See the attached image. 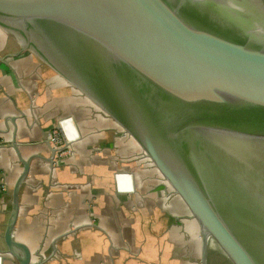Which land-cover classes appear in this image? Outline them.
I'll return each mask as SVG.
<instances>
[{
    "label": "water",
    "instance_id": "obj_1",
    "mask_svg": "<svg viewBox=\"0 0 264 264\" xmlns=\"http://www.w3.org/2000/svg\"><path fill=\"white\" fill-rule=\"evenodd\" d=\"M230 2L243 13L219 0H0V28L134 142L198 227L202 264L208 242L229 264H264V19ZM12 147L22 172L3 242L32 264L12 235L29 169Z\"/></svg>",
    "mask_w": 264,
    "mask_h": 264
},
{
    "label": "crops",
    "instance_id": "obj_2",
    "mask_svg": "<svg viewBox=\"0 0 264 264\" xmlns=\"http://www.w3.org/2000/svg\"><path fill=\"white\" fill-rule=\"evenodd\" d=\"M43 62L0 28V264H16L3 242L22 172L13 142L29 169L12 235L32 264H202L198 227L180 200L134 142ZM62 119L73 125L71 154L53 162L48 135ZM116 174L128 177L126 190ZM204 264L229 262L208 242Z\"/></svg>",
    "mask_w": 264,
    "mask_h": 264
},
{
    "label": "built area",
    "instance_id": "obj_3",
    "mask_svg": "<svg viewBox=\"0 0 264 264\" xmlns=\"http://www.w3.org/2000/svg\"><path fill=\"white\" fill-rule=\"evenodd\" d=\"M74 137L73 125L69 119H62L57 127L48 135V141L53 151V162L60 161L71 154L70 144ZM3 144L0 142V148ZM115 179L121 190L128 187V177L123 174H116Z\"/></svg>",
    "mask_w": 264,
    "mask_h": 264
},
{
    "label": "rangeland",
    "instance_id": "obj_4",
    "mask_svg": "<svg viewBox=\"0 0 264 264\" xmlns=\"http://www.w3.org/2000/svg\"><path fill=\"white\" fill-rule=\"evenodd\" d=\"M235 1H237V2H239V4L241 5V6H243V11L246 13V14H251V16L253 17H257V19H259V20H263L264 18V16H262V14L260 15V11H259V9L256 7V6H254V5H251V4H247V3H245V2H243L242 0H235ZM261 2V4L264 6V0H261L260 1ZM253 11H255V13H253ZM29 51V50H28ZM44 63V62H43ZM88 101H90V100H88ZM91 102V101H90ZM98 112H101V110L98 108V110H97ZM102 114H104L103 112H102ZM105 115V114H104ZM183 219L182 218H178V221H182ZM188 229H191L192 230V227L190 226Z\"/></svg>",
    "mask_w": 264,
    "mask_h": 264
},
{
    "label": "bare ground",
    "instance_id": "obj_5",
    "mask_svg": "<svg viewBox=\"0 0 264 264\" xmlns=\"http://www.w3.org/2000/svg\"><path fill=\"white\" fill-rule=\"evenodd\" d=\"M223 5H225V7L229 10V11H231V12H233V13H235V14H239V15H241L243 12L238 8V7H236L234 4H232L231 2H230V0H219Z\"/></svg>",
    "mask_w": 264,
    "mask_h": 264
},
{
    "label": "flooded vegetation",
    "instance_id": "obj_6",
    "mask_svg": "<svg viewBox=\"0 0 264 264\" xmlns=\"http://www.w3.org/2000/svg\"><path fill=\"white\" fill-rule=\"evenodd\" d=\"M259 1H261V0H259ZM253 13H255V12L253 11Z\"/></svg>",
    "mask_w": 264,
    "mask_h": 264
}]
</instances>
